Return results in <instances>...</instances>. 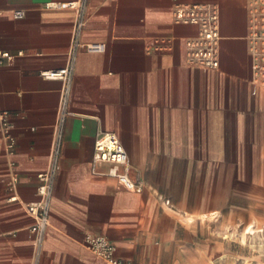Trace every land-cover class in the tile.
<instances>
[{"label": "crops", "instance_id": "crops-1", "mask_svg": "<svg viewBox=\"0 0 264 264\" xmlns=\"http://www.w3.org/2000/svg\"><path fill=\"white\" fill-rule=\"evenodd\" d=\"M52 1L0 0V49L11 54L0 65V112L8 113L15 139L8 153L0 130V264H100L89 235H105L134 264H207L195 217L188 221L193 214L175 198L173 168L232 161L222 149L264 147V69L254 68L264 51V0H87L80 40L105 50L80 49L74 58L72 114L63 126L50 225L38 242L24 205L41 200L37 175L50 165L64 87L40 72L69 65L75 26L74 11L47 6ZM183 2L218 4V69L188 62L185 40L197 27L175 21L173 9ZM101 132L119 138L126 151L119 170L140 191L119 185L111 162L93 161ZM13 175L18 182L10 188ZM196 198L199 209L206 197Z\"/></svg>", "mask_w": 264, "mask_h": 264}, {"label": "built area", "instance_id": "built-area-1", "mask_svg": "<svg viewBox=\"0 0 264 264\" xmlns=\"http://www.w3.org/2000/svg\"><path fill=\"white\" fill-rule=\"evenodd\" d=\"M87 0H55L47 3L49 7L68 8L75 13L74 36L72 41L71 61L66 67L58 69L42 70L40 74L49 79H61L64 81L61 100L58 106V114L54 125L53 142L50 149V165L37 175V192L41 197L39 202L26 203L25 210L33 217L31 233L41 242L50 225L49 199L59 170L58 155L61 148L63 126L71 111V84L74 71V58L78 50L83 49L92 52H103L104 43H82L80 33L84 27L85 8ZM15 17H22L23 11H14ZM175 21L184 24H192L197 27L195 35L185 40V50L188 62L202 70H216L219 67V43L220 34V9L213 2H183L175 5L173 9ZM260 62L254 65L256 70L264 69V51L258 53ZM11 57L7 51L0 49V65ZM8 113L0 112V130L5 134V148L8 153H13L15 139L10 134ZM93 161H108L112 163L109 174L116 178L119 185L132 191H140V186L129 176L127 170H119V165L126 162V151L115 133L101 132L94 140ZM18 182L13 175L9 187L13 188ZM16 196L9 197V201H15ZM169 204V200H165ZM88 249L100 260V264H134L132 261L117 256V248L105 235H89L85 237ZM36 255L40 251L36 250Z\"/></svg>", "mask_w": 264, "mask_h": 264}, {"label": "rangeland", "instance_id": "rangeland-1", "mask_svg": "<svg viewBox=\"0 0 264 264\" xmlns=\"http://www.w3.org/2000/svg\"><path fill=\"white\" fill-rule=\"evenodd\" d=\"M222 151L232 161L174 165L175 198L195 217L193 230L204 241L201 254L207 264H264V147ZM197 194L206 197L199 209ZM215 211L219 217L200 218L199 213ZM251 231L257 242L242 245L239 237ZM223 253L224 258H217Z\"/></svg>", "mask_w": 264, "mask_h": 264}, {"label": "bare ground", "instance_id": "bare-ground-1", "mask_svg": "<svg viewBox=\"0 0 264 264\" xmlns=\"http://www.w3.org/2000/svg\"><path fill=\"white\" fill-rule=\"evenodd\" d=\"M219 213L217 212V211H215V212H210V213H201V218L203 219V220H205L206 218L207 219H213V218H215L217 215H218ZM218 217H219V215H218ZM187 220L188 221H190V222H192L193 220H194V216L193 215H187ZM252 233H254L253 231H251V234L248 236V237H246V236H244L243 234H241V236L239 237V242L242 244V245H247V243H250V245L252 246V244L253 243H255V242H257L256 241V239H257V237H256V235H252ZM259 246V245H258ZM257 246V247H258ZM207 254V253H206ZM224 253L223 254H221V255H219L217 258H219V259H222V258H224ZM209 261H211L210 259H209ZM214 262V261H213Z\"/></svg>", "mask_w": 264, "mask_h": 264}]
</instances>
